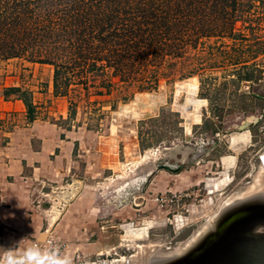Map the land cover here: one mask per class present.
I'll return each instance as SVG.
<instances>
[{"label":"rangeland","instance_id":"374dc122","mask_svg":"<svg viewBox=\"0 0 264 264\" xmlns=\"http://www.w3.org/2000/svg\"><path fill=\"white\" fill-rule=\"evenodd\" d=\"M238 5L244 10L205 16L212 31L183 41L178 54L155 56L153 48L141 59L131 52L116 72L94 59L101 74L86 83L74 78L66 96L53 95L54 68L31 51L0 57L3 131L31 122L28 104L33 120L71 135L73 161L102 158L101 177L84 179L81 164L72 175L83 180L80 189H103L106 207L97 219L106 221L110 253L79 262L150 264L171 256L227 199L264 175V0ZM15 100L24 106L19 118L10 110ZM246 130L249 144L234 152L231 135ZM227 155L236 158L230 182L210 192L207 183L220 176ZM128 228H146V234L125 238Z\"/></svg>","mask_w":264,"mask_h":264},{"label":"trees","instance_id":"16d2710c","mask_svg":"<svg viewBox=\"0 0 264 264\" xmlns=\"http://www.w3.org/2000/svg\"><path fill=\"white\" fill-rule=\"evenodd\" d=\"M238 3L239 0H0V57H20L31 51L39 63L53 66V95L66 96L74 78L86 83L90 74H101L103 66L94 59L105 60L116 72L124 69L121 60L131 57V52L141 59L148 54L146 50L153 48L155 56L178 54L183 41L212 31L205 16L222 18L227 8L234 14L244 10ZM61 58L68 60L62 62ZM27 113L32 121L28 104Z\"/></svg>","mask_w":264,"mask_h":264},{"label":"crops","instance_id":"0c3cea01","mask_svg":"<svg viewBox=\"0 0 264 264\" xmlns=\"http://www.w3.org/2000/svg\"><path fill=\"white\" fill-rule=\"evenodd\" d=\"M11 106L21 117L22 102ZM6 128L0 126V264H42L28 257L29 242L47 235L66 245L60 244L61 255L44 264H72L75 257L74 264L102 262L79 261L110 253L106 221H100L106 207L100 199L103 189H80L83 180L72 175L81 164L84 179L101 177L102 158L73 161L71 135L38 119Z\"/></svg>","mask_w":264,"mask_h":264},{"label":"water","instance_id":"95a60500","mask_svg":"<svg viewBox=\"0 0 264 264\" xmlns=\"http://www.w3.org/2000/svg\"><path fill=\"white\" fill-rule=\"evenodd\" d=\"M255 200V201H254ZM234 212L205 248L168 264H264V202L254 199Z\"/></svg>","mask_w":264,"mask_h":264},{"label":"bare ground","instance_id":"6f19581e","mask_svg":"<svg viewBox=\"0 0 264 264\" xmlns=\"http://www.w3.org/2000/svg\"><path fill=\"white\" fill-rule=\"evenodd\" d=\"M250 139H251L250 138V132L247 130L243 131L241 133H233L231 135V138H230V145H231L232 150L234 152H239L240 150H243L249 144ZM261 159L263 160V156L261 157ZM132 160H133V158H132ZM222 161H223L224 167H223V171L219 174L220 176L213 178V179L211 178L212 180H209L207 183L210 192L217 191L220 188L224 187L228 182H230V179L228 176V170L234 166L236 158L233 155H227V156H224L222 158ZM254 199H257V200L264 202V175L259 176V178L257 179V181L254 185H252L248 188L246 187V188L238 191L237 193L232 195L229 199H227L220 206V208H218L217 212L211 216L209 221L207 223L203 224L195 232V234L192 236V238L188 241V243L185 245V247L183 249L176 252L175 254L174 253L171 254V256L168 254V256L153 257L150 260V264H168L172 261L184 258L186 255L195 251L196 249H198V251H196V253L199 252L200 250L205 248L213 239H215L220 234V232H221L222 228L225 226L226 222L231 217L234 216L233 214L235 211H238L245 203L253 201ZM206 209H207V207H206ZM192 219H193V217H192ZM183 220L184 219L182 217L176 218V221L178 224H179V222L182 223ZM150 225H151V223H150ZM147 226H149V225H147ZM254 231H255V233H257V232L263 233L264 228L261 226H258ZM140 234L143 235L141 237H144V235L146 234V228H141V229H130V228H128L126 231V234H125V238H127V237H133L134 238ZM138 238H140V236Z\"/></svg>","mask_w":264,"mask_h":264},{"label":"built area","instance_id":"2783aa9c","mask_svg":"<svg viewBox=\"0 0 264 264\" xmlns=\"http://www.w3.org/2000/svg\"><path fill=\"white\" fill-rule=\"evenodd\" d=\"M61 248L50 235H47L44 240L34 239L29 242L28 257L49 261L60 253Z\"/></svg>","mask_w":264,"mask_h":264}]
</instances>
